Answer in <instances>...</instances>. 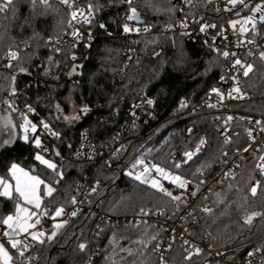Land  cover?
I'll return each mask as SVG.
<instances>
[{"label": "trees", "instance_id": "obj_1", "mask_svg": "<svg viewBox=\"0 0 264 264\" xmlns=\"http://www.w3.org/2000/svg\"><path fill=\"white\" fill-rule=\"evenodd\" d=\"M82 2L94 5L96 16L90 29L96 39L78 48L67 44L60 52L52 50L48 43L50 37H60L70 30L66 11L58 3L50 2L51 8L44 15H33L30 0H15L14 16L11 10L0 14V104L12 115L15 135L10 144L0 145V176L9 178L13 163L36 167V172L47 177L55 189L51 196L44 197L42 206L52 207L51 212L63 208V215L72 207L73 195L99 181L98 207L113 220L100 223L93 213L84 212L64 222L62 228L56 229L52 223L45 227L43 243L29 238L24 257L11 248L13 262L161 264L157 245L164 237L162 225L152 219L136 224L124 220V216H137L141 209L145 213L151 209L174 218L183 205L135 180L134 174L128 175L145 168L144 164L159 165L202 187L209 185L205 195L196 197L193 212L186 217L203 248L197 253L182 241H175L166 257L168 264H231L246 252L263 247L264 175L257 167L259 154H246L240 158L236 174L216 179L220 167L236 158L249 135L242 124L214 122L212 109H197L198 103L219 85L222 54L185 33L129 37L123 30L126 15L131 14L127 3ZM197 4L193 14L202 18L219 13L208 0H197ZM131 7L158 30L173 24L181 15L173 0H132ZM37 11L44 10L38 6ZM257 29L258 33L248 32V36L261 40L260 51L248 61L253 71L239 79V94L248 98L236 107L260 117L264 128V60L260 58L264 23ZM11 47L18 50L19 58L12 67H6L4 55ZM73 55L75 63H83L82 75L69 77ZM50 57L54 58L52 62ZM15 69H24L19 80L24 86L20 103L34 107L56 134L44 137L51 146L50 153H42L32 139L22 138L17 132L22 118L2 97L3 90L12 87ZM32 75L38 77L36 82H29ZM73 104L85 106L88 111L71 125L60 115ZM83 130H88L104 151L97 163L66 157L78 146ZM227 137L229 142L225 143ZM121 139L125 147L113 155ZM201 139L207 141L206 149L183 162V154L194 150ZM58 146L62 152L56 149ZM37 154L51 157L57 171L38 161ZM108 160L110 164L103 168ZM177 163L179 168L175 167ZM254 179L260 187L252 196ZM17 201V195L0 196V219L15 211ZM205 208L211 211L205 212ZM253 213L260 215L246 224L245 217ZM82 242H87L86 248H80Z\"/></svg>", "mask_w": 264, "mask_h": 264}, {"label": "built area", "instance_id": "obj_2", "mask_svg": "<svg viewBox=\"0 0 264 264\" xmlns=\"http://www.w3.org/2000/svg\"><path fill=\"white\" fill-rule=\"evenodd\" d=\"M173 1L181 10L180 17L173 24L166 25L158 30L152 24L146 23V20L143 23H137L135 20H128L126 24L132 28L133 31L127 33L124 32V34L129 37H134L152 35L158 32L185 33L193 39L202 40L210 49L222 54V76L219 80L218 87L215 88L217 91L212 90L206 97H204L201 102L198 103L197 109H212L214 111L212 118L214 122L222 121L226 125L238 122L247 129L248 133L251 131V135L248 134L249 139L247 143L237 152L236 158L229 160L228 163L225 162L216 174V179L230 177L238 172L240 158L244 157L246 154L257 153L259 154V157L264 156V131L261 130L264 128L261 125L260 117L239 110L236 107L237 104L246 100L248 97L247 95H240L232 91L233 88L237 86L239 87V79L242 75V69L240 65L235 64V61L238 59L241 61V64L246 65L248 64V61L260 51L261 40L248 36V32L255 31V33H258V26L261 23H264V20L261 19V17L264 16V0H244L243 3H240V0H238L235 5H233L230 0H208L214 4L219 10V13L206 18L193 14V11L198 6L197 0ZM50 2L58 3L64 8L70 26V30L62 36L50 37L48 39V43L52 50L60 52L67 44H71L74 48H78L79 45H89L94 39H96L95 32L90 29L96 16L94 8L91 15H88L89 5H93V3H84L82 0H69V4L72 5L70 7L69 5L60 3L59 0H49V3ZM258 7L260 9L259 11H257ZM74 11L77 13L75 19L72 17ZM81 13H83V15H81ZM128 15L130 14H127L126 17ZM85 17L90 20V23L85 22ZM249 17H251V20L248 19ZM146 27L148 28V31L144 30ZM202 28L203 31H201ZM135 29H139V31L137 32ZM73 33H78L79 35H73ZM11 49L18 53L19 58L18 50L13 47H11ZM8 52L9 50L4 55L6 64L17 62L18 59L11 61L8 59ZM224 52H228L229 55L225 57L223 55ZM131 54L132 53L129 52V56H131ZM73 57H75V59H73ZM75 62L76 56L73 55L70 66ZM39 68H43L42 63L39 64ZM13 76L15 77V80L12 81V87L3 90L2 97L8 105H11L13 109L18 112L22 121H24V118L26 117L27 120L30 121V125L36 126L34 132L32 131L31 126H28L27 131H25L27 139H32L34 145H36L35 140L38 138L40 140V146L38 147L39 150L43 151L42 153H50L51 146L44 141V137L50 138L54 136L52 134L54 131L51 129L50 125L39 116V112L34 107H31L32 111H29L28 105H22L20 103L21 98L24 95V86L19 83L22 72L19 71V69H15L13 70ZM28 79L30 80L29 82H32L31 80L36 82L38 77L34 75ZM12 88H15V95L10 94ZM229 117H231V119H229ZM151 118H153V116H151ZM44 124L48 125L47 129L44 128ZM225 133H228L227 129L225 130ZM226 139L228 140V137ZM124 147V141L122 139L119 140L113 155H117ZM206 147L207 141L205 140V144L202 146L201 151L196 152L195 148L194 150L186 152H193L194 157L196 154L204 151ZM56 149L59 152H62L60 146L56 147ZM245 149H247V151H245ZM103 154L104 151L99 146L96 139L90 135L88 130H83L78 146L66 155V157L75 160H89L97 163ZM60 157H63L62 159H64L65 156L60 155ZM182 158L183 162L187 160L184 154ZM110 162V160L106 161L103 168L110 164ZM258 164H264V161L259 159ZM148 170L151 175H156L157 173L153 170V166H148ZM229 172L231 174L226 175V173ZM172 174L173 173L171 172V175ZM186 181H188V183L186 187L182 189L173 185L171 182L162 179V182H164V189H172L170 192H172L174 196H181V201L177 202L183 205V207L181 206L177 210L176 217L172 218L169 214H166L163 211L160 212L151 209H149L147 213L142 211L137 216H124V220L129 222L135 221L136 224H141L145 220L152 219L162 225L164 237L157 245V253L160 257L161 264H168L166 257L175 241H182L187 246V249L193 251L203 248L202 242L195 238L194 231L190 229L189 225L186 223V217L192 214L196 197L198 195H205L209 190V185L207 187L205 185L202 187L192 180ZM98 183L99 181L75 194L73 198L76 202L73 203L69 211L60 219L64 222H69L76 215H80L84 212H91L96 216L100 223L104 221L112 222L111 220H113V217L102 212L98 207L97 202L100 194L99 192L96 193V191H98ZM255 185L256 179L253 180L252 187ZM93 189H95V191H93ZM192 193H195V195H192ZM52 210V207H48L46 215L36 218L35 226L48 227L54 222V220H59V217L53 218L51 216ZM72 212H76V215H71ZM37 219L39 220V223H36ZM97 229H102V225L97 226ZM0 238H5L3 228L0 229ZM18 239L22 242V246L27 245L28 247V237L27 239L25 237H20ZM81 245H84V248H86L87 242H82ZM249 253H252V255H249ZM161 258H163V260ZM231 264H264V246L246 252L237 261Z\"/></svg>", "mask_w": 264, "mask_h": 264}, {"label": "snow or ice", "instance_id": "obj_3", "mask_svg": "<svg viewBox=\"0 0 264 264\" xmlns=\"http://www.w3.org/2000/svg\"><path fill=\"white\" fill-rule=\"evenodd\" d=\"M60 3L62 4H66L69 5L70 7L72 6L71 4H69V0H59ZM122 2L127 3L130 6V15L127 16L128 20H136L139 21L140 17L137 13V9L135 7H131L132 5V0H122ZM230 2L235 5L237 3V0H230ZM244 0H240V3H243ZM32 9H33V15H44L46 14V11L48 9L51 8V4L49 3V0H30ZM15 0H3L2 3H0V14H6L9 10L12 11L13 16L15 14ZM38 6L40 8H42L44 11H37ZM94 6L93 5H89V13L88 15H91V12L93 10ZM259 7L257 8V11H259ZM81 15H83V13H81ZM77 16V13L74 11L72 13V17L73 19H75ZM5 18L7 19V16L5 15ZM249 20H251V17L248 18ZM262 20H264V16L261 17ZM85 22L90 23V20H88L87 17H85ZM0 27H3V25H0ZM100 27H104V25H100ZM123 30L124 32H131L133 31L132 28H130L127 24H124L123 26ZM145 31H148V28L146 27L144 29ZM135 31H139V29H135ZM201 31H203V28L201 29ZM73 35H79L78 33H73ZM2 38V37H0ZM223 55L225 57H227L229 55L228 52H224ZM260 58L261 60H264V52L260 53ZM8 59L11 60H16L18 59V53L16 51H13L11 48L9 49L8 52ZM73 59H75V57H73ZM236 65H240L241 69H242V75L244 77H248L249 73L253 71V65L252 64H246L243 65L241 64L240 60H236L235 61ZM6 67H12V64L9 63L8 65H5ZM21 71H24V69H21ZM13 81L15 80V77L11 78ZM213 91H217L216 89H213ZM233 92L235 93H240L241 89L240 87H235L232 89ZM11 95H15V88L11 89L10 92ZM149 104H152V101L149 100L148 101ZM9 107H11V105H9ZM59 108V106H57ZM29 111H32L31 106H28ZM82 112H87L88 109L84 108L81 109ZM79 115L75 116V117H71V119H78ZM65 119H70L69 117H65ZM229 119H231V117H229ZM259 123V122H257ZM11 124V121L9 120L5 127H8ZM30 125V121L27 120V118H24V124L21 125V127H23L25 129V131H27L28 126ZM32 128V131L34 132L36 130V126L35 125H30ZM45 129L48 128L47 124L43 125ZM262 131H264V129H261ZM189 131L191 132V129H189ZM53 135H56L55 133H52ZM249 135H251V131H249L248 133ZM25 139H27V136L24 137ZM229 141L226 139L225 143H228ZM4 144H9L11 143V141H4ZM36 146L39 147L40 146V140L37 138L35 140ZM205 144V140L201 139L199 144L196 146V152H199L202 150V146ZM245 151H247V149H245ZM59 154V153H57ZM185 157L187 158V160L192 159L194 153L193 152H185L184 153ZM226 155V153H225ZM36 159L38 161H40L42 164H45L48 168L52 169L54 172L57 171V166L48 161L45 160L41 155L37 154ZM259 159L261 161H264V156H260ZM187 160L185 162H187ZM138 163H143V161H139ZM133 167H135V165H133ZM153 167L156 169L157 172L161 173L165 178L170 179L171 182L173 184H176L177 187L179 188H185L188 181H186L185 179H183L180 175H171L170 173L165 172V170L163 168H160L158 166L153 165ZM176 168L180 167V164L177 163L175 165ZM257 167L259 168L260 172L262 175H264V164H258ZM148 168L145 167L144 168V172L134 175L132 172H129L128 175L133 176V178L135 180L140 181L141 183H145L151 184L152 188H156L159 191L163 192L165 195L171 197L172 200L174 201H181V196H173L172 192L168 191L167 189H164L156 180H147V179H142V176L144 173L148 172ZM9 172L11 174V176L13 177V179L15 180V187L13 188V186L11 184L8 183V181L4 178H0V196L2 197H8V198H12V193L13 191H15V193L18 194V196L20 198H22L25 203L27 204H32L34 205V207L36 209H39L41 206V201H40V197L37 195L39 186L41 184L44 183V181L40 180L38 176H31L29 175L28 172H25L23 169L19 168V166L15 163H13L10 166ZM58 175H63L62 173L57 172ZM231 173H226V175H230ZM258 187H260V182L257 181L256 185L251 187L250 189V193L252 196H255L257 194V189ZM45 189H46V194L51 196L52 193L55 191V189L49 185H45ZM93 191H95V189H93ZM192 195H195V193H192ZM73 203H75V199L73 198ZM205 212H210L211 210L208 208L203 209ZM141 211H144L143 209H141ZM64 212L63 208H56L55 209V216H60L62 215ZM23 214V215H22ZM45 214H47L45 212ZM36 215L35 212H30L28 209L26 208H22L20 206V204L17 202L16 204V213L14 215H8L2 219H0V223H2L3 225H5L7 227V231L4 232V236L9 238V243L11 245L12 249H16L19 256L24 257L25 255V250L27 248V245H23L22 246V242L17 240L15 237L20 233V232H28V230L30 228H34L35 224L30 223L32 217ZM71 215L75 216L76 212H72ZM256 215H260L259 213H253L251 215H248L247 217H245V223L246 224H251L254 217ZM55 218V217H53ZM36 223H39V220L37 219ZM56 229L62 228L63 224H55L53 226ZM31 238L33 240L38 241L39 243H43L44 241L40 239V237L44 236L43 232H31L30 233ZM55 235V232H53L52 236ZM52 236H49L48 239H52ZM153 239H155V237H153ZM187 243V242H186ZM80 248L83 249L84 245H80ZM196 252L199 253L200 249H196ZM131 254V253H130ZM249 255H252V253H249ZM190 258V257H189ZM163 260V258H161ZM13 262V256L9 254V249H7L5 247L4 243H0V264H12Z\"/></svg>", "mask_w": 264, "mask_h": 264}, {"label": "rangeland", "instance_id": "obj_4", "mask_svg": "<svg viewBox=\"0 0 264 264\" xmlns=\"http://www.w3.org/2000/svg\"><path fill=\"white\" fill-rule=\"evenodd\" d=\"M3 1V0H2ZM238 1V0H237ZM261 51L262 52H264V43H263V46H262V48H261ZM54 58L53 57H50V62H52V60H53ZM70 68H71V66H70ZM69 68V69H70ZM69 73V72H68ZM85 108V106H82V105H77V104H73L72 105V107L70 108V110L68 111V112H64V111H62V113H61V115H60V119L62 120V121H64V122H66V123H69V124H75V123H77L85 114H86V112H82L81 111V109H84ZM77 115H79V118L78 119H71V117H75V116H77ZM65 117H69L70 119H65ZM11 121V124L8 126V127H5V125H6V123L8 122V121ZM24 124V121H22L21 122V124H20V129L19 130H17V132L22 136V138H24L25 137V129L23 128V127H21V125H23ZM12 126H13V118H12V115H11V113H10V111H9V109L5 106V105H3L2 103L0 104V145H3L4 143V141H13V139H14V137H15V135H13L12 134ZM13 133H15V132H13ZM10 144V143H9ZM39 155H41L45 160H48V161H50V162H52V163H54L55 165H56V162H54V160H52V158L51 157H49V156H44V155H42V154H39ZM15 164H17L18 166H19V168H21V169H23L25 172H28L29 173V175H31V176H38L39 177V179L40 180H42V181H44V183L43 184H41L40 186H39V189H38V192H37V195L40 197V201H41V206H40V208L39 209H36L35 207H34V205H32V204H27V203H25V201L22 199V198H20L19 196H18V194L17 193H15V191H13V193H12V196H15V195H17V198H18V203L20 204V206L22 207V208H26V209H28L30 212H35L36 213V215H34L33 217H32V219H31V221H30V223H33V224H35V219L36 218H38L39 216H44V215H46L45 214V212L47 213V208H46V206H42V204H43V200H44V197L45 196H47V194H46V189H45V185H49V186H51V187H53L52 186V184H51V182H50V180L47 178V177H45L42 173H40V172H35V171H33V169L32 168H29V167H26V166H24V165H22V164H20V163H15ZM45 165V164H44ZM46 166V165H45ZM141 166V165H140ZM156 166H158V167H160V168H162L161 166H159V165H156ZM47 167V166H46ZM133 167V166H132ZM143 167H147L148 168V166L146 165V164H144V166ZM48 168V167H47ZM134 168V167H133ZM50 169V168H49ZM164 170H165V172H167V173H170L171 174V172L173 173L172 175H177L175 172H173V171H171V170H167V169H165V168H163ZM46 170V169H45ZM153 170L155 171V172H157L156 171V169L153 167ZM137 173H134L135 175H137V174H140V173H142V172H144V168L142 169V168H138L137 170ZM151 173L150 172H146V173H144L143 174V176H142V179H147V180H149V181H151V180H156V181H158V183L164 188V186H163V184H164V182H162V179L164 180V181H168V182H171V180L170 179H167V178H165L161 173H159V172H157L156 173V175H151ZM0 178H3V177H1L0 176ZM4 179H6L7 181H8V183L9 184H11L12 186H13V188L15 187V180L13 179V177L11 176V174H10V177L9 178H4ZM172 183V182H171ZM150 186H151V184L150 183H148ZM173 184V183H172ZM173 185H175V186H177L176 184H173ZM168 191H172V189H169ZM74 196V195H73ZM174 196V195H173ZM16 213V208H15V211L14 212H12V213H10V214H8V215H14ZM7 215V216H8ZM23 215V214H22ZM51 216L52 217H59V220H54V222H53V224L55 225V224H63L64 223V221H62L60 218H62V216H63V214L62 215H60V216H55V210L53 211V212H51ZM36 225V224H35ZM1 228H3V230H4V232L5 231H7L8 229H7V227L5 226V225H3L2 223H0V229ZM31 232H43L44 234L46 233V230H45V227L44 226H40V227H37V226H35L34 228H30L29 230H28V232H20L15 238L17 239V240H19L18 238H20V237H25L26 239H27V237L28 238H30V239H32L31 238V235H30V233ZM53 232H55V230L53 231ZM53 232H51V234H53ZM27 236V237H26ZM42 237H40V239H41ZM20 241V240H19ZM0 243H4L5 244V247L7 248V249H9V254L10 255H12L11 254V245H10V243H9V238L8 237H6L5 236V238L4 239H1L0 238ZM16 250V249H15ZM12 264H15L14 262H12Z\"/></svg>", "mask_w": 264, "mask_h": 264}, {"label": "water", "instance_id": "obj_5", "mask_svg": "<svg viewBox=\"0 0 264 264\" xmlns=\"http://www.w3.org/2000/svg\"><path fill=\"white\" fill-rule=\"evenodd\" d=\"M137 13L140 19L139 21L135 20V22L143 23L145 21V18L142 17V14L140 11H137ZM82 68H83V63H74L69 70V73H68L69 77H74L75 75H82ZM33 171L35 172L37 171L36 167H33Z\"/></svg>", "mask_w": 264, "mask_h": 264}]
</instances>
